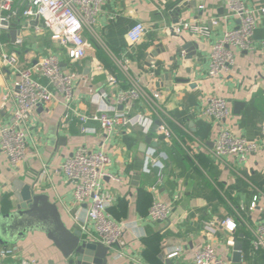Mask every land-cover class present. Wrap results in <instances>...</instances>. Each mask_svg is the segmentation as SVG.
<instances>
[{"label":"crops","instance_id":"1","mask_svg":"<svg viewBox=\"0 0 264 264\" xmlns=\"http://www.w3.org/2000/svg\"><path fill=\"white\" fill-rule=\"evenodd\" d=\"M242 1L255 12L254 49L235 51L233 67L217 79L208 78L212 46L226 31L239 25L227 0H107L95 26L102 45L84 33L88 54L77 64L69 62L60 43L52 40L41 21L28 27L24 18L11 19L9 29L0 33V40L6 53L17 52L22 69L48 54L59 57L65 69L83 75L91 76L102 66L94 77L97 92L81 89L77 93V111L89 115L99 110L123 109L114 97L128 85L104 47L118 57L128 58L131 75L150 95L159 92L164 99L157 101V113L139 103L130 113L135 125L129 130L119 128L108 138L95 123L89 125L88 133H82L73 112L69 124L63 127L65 109L59 102L38 107L26 127L28 150L21 165H11L0 146V196L5 198L1 215L16 211L18 201L13 188L19 180L32 186L36 194H48L68 229L79 230L71 211L77 209L74 186L61 166L78 147H103L111 159L110 176L102 181L103 193L110 199L109 213L116 222L130 226L124 234L125 257L117 259L110 249L107 264H193L195 251L210 241L228 264H264V250L253 251L249 231L264 222V149L246 161L234 156L218 159L213 154L218 133L225 127L248 142H264V19L259 13L264 0ZM23 4L18 1L14 9L23 11ZM5 17L7 14L0 12V19ZM213 20L218 24L211 25ZM196 21L209 27V37L184 33L178 38L171 34L173 25ZM138 22L148 32L141 44L130 46L126 35ZM12 30L20 31L14 43ZM18 39L21 45L16 44ZM186 45L189 47L184 49ZM188 52L196 54L187 67ZM112 75L118 80L115 87L108 83ZM15 79L9 66L1 62L0 113L5 111V115H0V128L9 122V109L15 102ZM100 91L112 100H103ZM211 96L227 101L230 116L225 122L203 115ZM5 97L9 106L3 110ZM159 116L170 127L171 138L160 132ZM255 196L259 197L258 208L251 211ZM155 200L171 207L167 222H155L148 216ZM226 219L237 224L234 233L223 229L210 237L204 231L208 223ZM236 239L243 244L240 263L231 258ZM0 245L16 248V253L0 264H71L72 260L39 231L29 232L14 244ZM174 248L181 249L180 255L167 259Z\"/></svg>","mask_w":264,"mask_h":264},{"label":"built area","instance_id":"2","mask_svg":"<svg viewBox=\"0 0 264 264\" xmlns=\"http://www.w3.org/2000/svg\"><path fill=\"white\" fill-rule=\"evenodd\" d=\"M20 0H0V12L7 17L0 19V33L8 30L10 20L21 17L27 20V26H34L42 22V25L51 35L52 40L60 43L69 62L77 64L83 61L88 54V42L84 33H89L96 41L101 43L99 35L95 31L98 16L103 4L107 0H22L23 11L14 9ZM146 2L148 0H141ZM231 14L239 20L236 29L226 31L224 37L212 46L211 64L208 71L209 79H217L224 76L233 67L235 51H252L253 38L257 29L255 12L246 7L242 0H227ZM204 7L201 6L200 9ZM264 19V5L259 10ZM7 23L8 25H5ZM211 25H217L213 20ZM38 29V26H36ZM146 26L138 22L127 32L126 38L130 46L141 44L147 35ZM184 33L194 36L209 37L210 30L205 24L196 22L177 23L172 26L171 34L180 38ZM17 45L22 40L16 41ZM264 54V42L262 43ZM0 40V63H6L16 76L14 80V104L9 109V122L0 128L1 151L9 159L11 165L20 166L27 157V132L31 117L36 109L43 105L59 102L65 109L63 127L70 121V112H73L81 126V132L86 134L91 123L98 124L105 137H109L119 128L130 129L135 125V119L130 116L131 110L139 103L156 112L157 101H162L164 95L155 92L150 95L141 85L139 79L130 73V60L126 57H118L110 49L105 48L112 61L125 77L128 88L120 91L116 97L117 105L123 107L122 111L99 110L92 114H84L74 108L77 93L86 89L90 93L97 92L94 84L95 75L102 70V66L96 68L97 73L83 75L80 72L65 69L59 57L48 54L40 58L34 65L22 69L17 52L6 53ZM153 75V73H152ZM109 86L115 87L117 77L112 75L108 80ZM103 100H112L105 91H100ZM9 99H3V110L8 109ZM157 113V112H156ZM203 115L218 123L225 122L230 116V108L225 99L211 96L207 99ZM159 130L166 138H171L173 133L166 121L159 116ZM264 135V126L262 127ZM264 149V142H248L242 137H237L228 128H222L217 136L213 154L216 158L222 156H234L241 161ZM111 159L106 150H90L81 146L74 151L71 157L61 166V171L74 186V201L77 209H72L73 222L83 233L89 242L101 243L112 249L117 259L125 257L126 241L124 234L130 230L126 222H116L109 213L110 199L103 193L102 181L108 174ZM259 197L255 196L250 210L258 208ZM172 209L159 200H155L149 209L148 216L155 222H167L170 219ZM237 224L231 220L208 223L204 231L210 237H215L221 230L234 233ZM253 237L252 248L254 252L264 250V222L250 228ZM233 246V242L230 241ZM16 253L15 247H3L0 245V261L12 257ZM181 249H172L167 254V259L178 257ZM22 264H30L23 261ZM193 264H228L221 258L215 246L207 243L196 250L193 256Z\"/></svg>","mask_w":264,"mask_h":264},{"label":"water","instance_id":"3","mask_svg":"<svg viewBox=\"0 0 264 264\" xmlns=\"http://www.w3.org/2000/svg\"><path fill=\"white\" fill-rule=\"evenodd\" d=\"M5 25L8 24L5 23ZM19 34L20 31L12 30L10 32L13 43ZM188 47L189 45H186L184 49ZM195 54L188 52L187 67ZM0 115H5V111H2ZM158 125L160 126L159 122ZM13 195L18 201L17 209L7 215H1V203L5 198L0 196L1 243L14 244L23 239L29 232L39 231L45 233L65 257L72 258L71 264L108 263L110 249L101 243L87 241L80 230L68 229L57 205L51 201L48 194H36L32 186L16 180ZM242 249L243 244L236 239L234 252L231 255L233 262H241Z\"/></svg>","mask_w":264,"mask_h":264}]
</instances>
